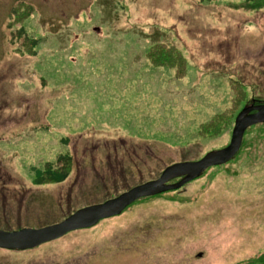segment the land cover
<instances>
[{
	"label": "rangeland",
	"instance_id": "rangeland-1",
	"mask_svg": "<svg viewBox=\"0 0 264 264\" xmlns=\"http://www.w3.org/2000/svg\"><path fill=\"white\" fill-rule=\"evenodd\" d=\"M262 103L264 6L0 0V160L10 163L0 188L18 218L0 226L39 227L198 160L229 142L242 107ZM148 140L161 145L155 156L114 160L128 163L121 144ZM67 149L66 178L32 186L29 166L57 170ZM25 195L26 208L12 209ZM121 210L32 247H0V264H264V121L229 159Z\"/></svg>",
	"mask_w": 264,
	"mask_h": 264
},
{
	"label": "water",
	"instance_id": "water-1",
	"mask_svg": "<svg viewBox=\"0 0 264 264\" xmlns=\"http://www.w3.org/2000/svg\"><path fill=\"white\" fill-rule=\"evenodd\" d=\"M263 121V103L242 107L234 117L230 139L225 146L208 151L195 161H179L169 164L163 168L157 178L136 184L130 189L101 202L77 208L59 221L39 227H21L13 230L0 229V246L5 248L34 246L68 230L89 226L99 218L119 213L127 204L140 196L151 195L168 188L177 187L196 176L204 167L224 162L230 158L239 147L243 130L250 124ZM178 174H184V176L172 183H164L165 180Z\"/></svg>",
	"mask_w": 264,
	"mask_h": 264
},
{
	"label": "flooded vegetation",
	"instance_id": "flooded-vegetation-1",
	"mask_svg": "<svg viewBox=\"0 0 264 264\" xmlns=\"http://www.w3.org/2000/svg\"><path fill=\"white\" fill-rule=\"evenodd\" d=\"M43 113H40L39 111L37 112V115L38 117H35L34 116V113L32 112V110H30L29 112H27V121L28 122H36V121H39L41 116H42ZM76 134V132H75ZM77 137H80V135H76ZM65 137V138H64ZM67 138L68 136H63L60 138V140H65L67 141ZM29 141V140H28ZM42 143H46V141L42 138L41 140ZM67 143V142H66ZM115 146V145H114ZM120 150H119V153L120 152H123L124 153V156H126L127 160H128V163L122 165L121 162H122V158H123V155H121L119 158L118 156H114V160L116 162H118L120 164V166L122 168H125L126 165H128L130 163V161L134 162V161H139V158L140 156L143 154H151L152 156H155L157 153H159V150H161V145L159 144H153L152 141L148 140V142H146V144H136V145H125V144H121L120 146ZM69 153V149H67L66 151L64 152H61L59 153L56 157L58 159V164L60 166L59 169L57 170H54L53 168H51L49 166V160H43L46 161V164H44L42 167L38 168L36 167L35 165H30L29 168L32 169V178H31V182H32V186H37V185H42V184H52V183H58V182H62L65 178H66V171H65V166H64V162H62L66 157L65 155H68ZM113 154H116V152H114ZM108 156H111L110 154H108ZM117 159V160H116ZM0 163L4 164V165H10L9 162L7 161H1L0 160ZM142 165H145L146 163L143 162L141 163ZM12 172H9L11 175H14L16 177H19L21 178V175H20V171L18 170H11ZM105 174V172H102L100 174V178H101V182L100 184L102 185H105L107 184L103 175ZM129 174V173H128ZM184 174H178L174 177H171L167 180L164 181V183H172L174 181H177L178 179H180L181 177H183ZM43 178H46L45 180H42ZM112 178L114 179L115 178V175H112ZM151 178H155V176L153 177H148V178H144V180H147V179H151ZM194 178V177H193ZM125 179V178H124ZM192 179V178H191ZM35 180H41L39 182H36ZM119 181L121 179H118ZM190 180V179H189ZM189 180H186L185 182H183L182 184H180L179 186L175 187V188H169V189H165V190H162L160 192H157L155 194H164L166 192H171L175 189H178L179 187H181L183 184L187 183ZM141 182V181H140ZM136 183H139V181L135 182V183H129V184H126L125 187H122L121 189L117 190L116 193L118 192H121L122 190L128 188L129 186L133 185V184H136ZM115 185V189H117V186L116 184ZM29 188L26 187V190H28ZM106 191L109 190V188H105ZM114 193V192H111V194ZM2 189L0 188V224L3 222V223H7L9 218L10 219H18L14 214L11 209H6V207H2L3 205V200H2ZM153 195V194H152ZM11 200H14V197L11 198ZM32 199L30 198L29 195H25L24 197H20V205H17V206H11L12 209H15V207H21V206H27V203L30 202ZM13 202L11 201V204ZM23 203V205H22ZM131 203V202H130ZM130 203L128 205H126L124 208H126L127 206L130 205ZM123 208V209H124ZM64 217V216H63ZM62 217V218H63ZM24 226H27V227H31L29 225H21L20 227H24ZM0 229H3V230H11V229H8L6 227H1L0 226ZM104 257H107V254L104 255Z\"/></svg>",
	"mask_w": 264,
	"mask_h": 264
},
{
	"label": "trees",
	"instance_id": "trees-1",
	"mask_svg": "<svg viewBox=\"0 0 264 264\" xmlns=\"http://www.w3.org/2000/svg\"><path fill=\"white\" fill-rule=\"evenodd\" d=\"M246 3H249L252 7H263L264 6V0H243ZM165 48V46H164ZM36 182H39L41 180H35Z\"/></svg>",
	"mask_w": 264,
	"mask_h": 264
},
{
	"label": "bare ground",
	"instance_id": "bare-ground-1",
	"mask_svg": "<svg viewBox=\"0 0 264 264\" xmlns=\"http://www.w3.org/2000/svg\"><path fill=\"white\" fill-rule=\"evenodd\" d=\"M117 214V213H116ZM114 215V214H113ZM80 228V227H79ZM74 229H77V228H74ZM62 235V234H61ZM61 235H59V236H61ZM56 237H58V236H56ZM55 238V237H54Z\"/></svg>",
	"mask_w": 264,
	"mask_h": 264
}]
</instances>
